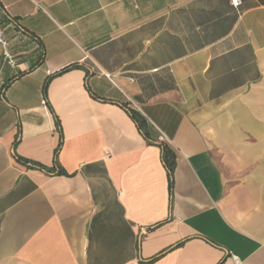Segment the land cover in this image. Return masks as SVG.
Wrapping results in <instances>:
<instances>
[{
  "label": "crops",
  "instance_id": "0c3cea01",
  "mask_svg": "<svg viewBox=\"0 0 264 264\" xmlns=\"http://www.w3.org/2000/svg\"><path fill=\"white\" fill-rule=\"evenodd\" d=\"M0 30V264H264V0H0Z\"/></svg>",
  "mask_w": 264,
  "mask_h": 264
},
{
  "label": "trees",
  "instance_id": "16d2710c",
  "mask_svg": "<svg viewBox=\"0 0 264 264\" xmlns=\"http://www.w3.org/2000/svg\"><path fill=\"white\" fill-rule=\"evenodd\" d=\"M68 69H69L68 67L64 68L63 70H61L60 73L65 72ZM129 114H130L131 119L137 124L139 129L140 128L142 129L143 125L141 121L138 119V117L132 111H129ZM159 146L161 148V162L163 163V166L167 173L168 190H169V194H171L172 186H173V172H174V167H175V153L169 146H167L164 143H159ZM16 159L20 163L27 164L26 160H23L19 157H16ZM155 259L156 258H153L151 262L154 261Z\"/></svg>",
  "mask_w": 264,
  "mask_h": 264
},
{
  "label": "built area",
  "instance_id": "2783aa9c",
  "mask_svg": "<svg viewBox=\"0 0 264 264\" xmlns=\"http://www.w3.org/2000/svg\"><path fill=\"white\" fill-rule=\"evenodd\" d=\"M229 2H230L231 7L234 8L235 10H237L239 8V6L241 5L242 0H229ZM0 45L4 49V56L7 59V62L10 65H13L14 64V61H13L12 57L6 51V43L3 40V33H2L1 30H0ZM165 141H166L165 140V136L163 134H161L158 137V142L159 143H164ZM233 261H234L235 264H239L238 260L235 257H233Z\"/></svg>",
  "mask_w": 264,
  "mask_h": 264
},
{
  "label": "rangeland",
  "instance_id": "374dc122",
  "mask_svg": "<svg viewBox=\"0 0 264 264\" xmlns=\"http://www.w3.org/2000/svg\"><path fill=\"white\" fill-rule=\"evenodd\" d=\"M242 180H243V175H242V172H240V174H237L236 176H235V182H242Z\"/></svg>",
  "mask_w": 264,
  "mask_h": 264
}]
</instances>
